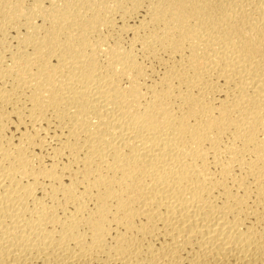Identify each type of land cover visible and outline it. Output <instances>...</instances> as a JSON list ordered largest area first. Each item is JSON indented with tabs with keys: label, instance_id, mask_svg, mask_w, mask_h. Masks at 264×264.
Masks as SVG:
<instances>
[{
	"label": "bare ground",
	"instance_id": "6f19581e",
	"mask_svg": "<svg viewBox=\"0 0 264 264\" xmlns=\"http://www.w3.org/2000/svg\"><path fill=\"white\" fill-rule=\"evenodd\" d=\"M0 264H264V0H0Z\"/></svg>",
	"mask_w": 264,
	"mask_h": 264
}]
</instances>
